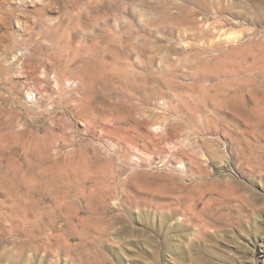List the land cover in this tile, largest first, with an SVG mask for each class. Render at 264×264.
Segmentation results:
<instances>
[{"label": "rangeland", "instance_id": "1", "mask_svg": "<svg viewBox=\"0 0 264 264\" xmlns=\"http://www.w3.org/2000/svg\"><path fill=\"white\" fill-rule=\"evenodd\" d=\"M0 1V264H264V0H62L55 25ZM37 33L155 78L106 72L80 102L102 118L87 130L52 75L56 103L11 61L39 57ZM26 159L47 167L33 188L11 166Z\"/></svg>", "mask_w": 264, "mask_h": 264}, {"label": "bare ground", "instance_id": "2", "mask_svg": "<svg viewBox=\"0 0 264 264\" xmlns=\"http://www.w3.org/2000/svg\"><path fill=\"white\" fill-rule=\"evenodd\" d=\"M12 1V0H11ZM21 7H23V11L25 12V14H23L25 17L28 16L30 17L32 14L35 13L34 18H40L43 14L45 13L46 9H49V7H51L53 4L57 5V8H61L63 7V3H61L60 1L62 0H15ZM66 1V0H65ZM6 2V0H5ZM8 2V0H7ZM57 2H60L62 5H58ZM4 1H0V20H5L6 17L4 14L5 12V8L3 5ZM97 3V2H96ZM27 6H33L36 7L35 11L30 12L31 14H29L28 10L25 9V7ZM60 6V7H59ZM64 6H67V4H65ZM98 6V5H97ZM73 8V7H72ZM59 9L55 10V18H49V17H44V19L47 21L48 24L46 25H55V22H64V20L67 18L64 17L65 13L64 11V7H63V11L62 14H60L61 12H59ZM68 9V8H67ZM189 9V8H188ZM70 11V9H68ZM190 10V9H189ZM53 11V10H52ZM81 11V10H80ZM79 11V12H80ZM90 11V10H89ZM67 12V10H66ZM190 12V11H188ZM47 13V11H46ZM45 13V14H46ZM78 13V12H77ZM171 13V12H170ZM169 13V14H170ZM193 13V12H192ZM44 14V15H45ZM71 14V13H70ZM186 14V13H185ZM190 14V13H189ZM87 15V14H86ZM46 16V15H45ZM68 16V14L66 15ZM70 16V15H69ZM72 16V15H71ZM170 16V15H169ZM174 16V15H173ZM187 16V15H186ZM190 16V15H189ZM33 18V17H32ZM174 18V17H173ZM42 19V17H41ZM43 19V21H44ZM194 19V18H193ZM34 20V19H33ZM69 20V17H68ZM67 20V21H68ZM23 21V20H22ZM20 19L16 20V25L18 27V29H20V31L22 32L25 28H27L25 26V28L23 29V23ZM28 21V20H27ZM39 20H34V22L37 24ZM70 21V20H69ZM5 22V21H4ZM30 22V21H28ZM67 23V22H66ZM52 25V26H53ZM74 25V24H73ZM195 25V24H194ZM28 26V25H27ZM31 26H34L31 23ZM59 27V26H58ZM64 27V26H63ZM62 27V28H63ZM71 27V26H70ZM69 27V28H70ZM76 27V26H75ZM191 27V26H190ZM189 27V28H190ZM6 28V27H5ZM29 28V26H28ZM56 28V27H55ZM58 29V28H56ZM19 31V33H20ZM29 31L31 33L35 32L34 31V27L29 28ZM69 33V32H68ZM101 33V32H100ZM38 37H35L33 35L30 36L29 38V44L32 45H37V49L36 52L38 53L39 57L37 56L36 59H34V61H24L25 59L22 57H25L26 54L21 53L19 54L18 52H14L12 54V56L10 57L11 61L13 63L18 64L19 68L23 69V73H25L26 76L30 77L31 80H33L35 83H37L38 85V90L40 91L41 97L47 96L50 99H52V96L48 93V87L51 85V75L53 76V82L56 86V88L58 89V93H59V103H61L63 105V107L65 108H69L70 111L72 113H74L75 115H77L80 119H83L82 121H84L87 125V130L90 128H95L97 129V127H100L101 125L97 123H102V118L100 116H98L97 114H95L93 111H80L79 110V106L82 104H80L83 95L88 94V93H92L91 91H93L94 87L96 86H100L102 87L104 84V80L103 77L105 75L106 72H109L110 69H116L119 70L120 72H122V77L121 79H123L126 83L129 82H134V83H143V84H147L150 81H152V76H151V72L148 73H142V72H138L135 71L137 68L134 66L135 64L131 63L132 60L125 59L123 60V62L119 59L116 60L115 56L114 59L115 61L112 63H109L106 59H104V57L101 56L100 52H95L92 51L91 56L90 57H80L79 55V51L78 49H76V47L70 46V48L67 49L66 45V52H58L55 49H52L50 47L47 46H43L42 44L45 42L46 38L42 35H40L39 33H37ZM40 35V36H39ZM80 36V34H79ZM55 37V36H54ZM83 37V36H82ZM100 37V36H99ZM104 37V36H103ZM70 39V38H69ZM87 39V38H86ZM102 39V37H101ZM148 39V38H147ZM82 40V39H81ZM85 41V40H84ZM133 41V39H132ZM62 42V41H61ZM149 42V41H148ZM95 43V42H94ZM144 43H147L144 41ZM144 43L143 46H144ZM99 44V43H98ZM131 44V42L129 43ZM136 44V43H135ZM138 44V43H137ZM31 45V46H32ZM81 45V44H80ZM141 45V44H140ZM146 45V44H145ZM150 45V44H149ZM148 45V46H149ZM89 46V45H88ZM138 46V45H137ZM35 47V48H36ZM63 47V46H62ZM108 47V46H107ZM126 47V46H125ZM60 48V47H59ZM81 48V47H79ZM32 49V48H31ZM128 49V48H127ZM131 49V48H130ZM142 49V48H141ZM144 49V48H143ZM38 50L40 52H38ZM101 50V49H100ZM105 50V49H104ZM125 50V49H124ZM139 50V49H138ZM151 50V49H150ZM22 51V50H21ZM146 51V49H145ZM155 51V50H154ZM159 51V50H158ZM82 52V50H81ZM134 52V51H133ZM136 52V50H135ZM138 52V51H137ZM151 52V51H150ZM87 53V54H89ZM115 53V51H114ZM156 53V52H155ZM85 54V53H84ZM108 54V53H107ZM106 54V55H107ZM111 54V53H110ZM123 54H125L123 52ZM132 54V53H131ZM139 54V53H138ZM141 54H144L141 52ZM140 54V55H141ZM148 54V53H147ZM86 55V54H85ZM113 55V54H112ZM152 55V54H151ZM110 56V55H109ZM108 56V57H109ZM135 56V55H134ZM139 56V55H138ZM145 56V55H144ZM128 57V55H127ZM130 57V56H129ZM155 57V56H154ZM150 58V57H149ZM9 59V60H10ZM24 59V60H23ZM153 59V58H152ZM155 59V58H154ZM138 60V59H137ZM148 61V60H147ZM150 61V60H149ZM139 62V61H137ZM152 62V61H151ZM156 62V61H155ZM153 62V63H155ZM148 63V62H147ZM137 64V63H136ZM145 64V63H144ZM247 64V63H246ZM149 65V64H148ZM151 65V64H150ZM154 65V64H152ZM248 65V64H247ZM113 66V67H111ZM127 66H129L130 69L127 68ZM254 66V65H253ZM136 69H135V68ZM150 67V66H149ZM240 67V66H239ZM120 68H122V70H120ZM145 68V67H143ZM135 69V70H134ZM142 69V67H141ZM152 69V68H151ZM154 69V67H153ZM150 70V69H149ZM156 71V70H155ZM21 72V73H22ZM19 73V72H18ZM120 74V75H121ZM118 76V75H117ZM111 77V76H109ZM155 78V77H154ZM153 78V79H154ZM246 78V77H244ZM52 79V78H51ZM248 79V78H247ZM169 81V80H168ZM155 82V81H154ZM77 83V84H76ZM153 83V82H152ZM151 84V83H150ZM36 85V86H37ZM129 85V84H127ZM106 86V85H104ZM145 86V85H144ZM156 86V85H155ZM146 87V86H145ZM143 88V87H142ZM141 88V89H142ZM153 88V87H152ZM160 88V87H159ZM68 89V90H67ZM70 89V91H69ZM131 89V88H130ZM145 89V88H144ZM158 89V88H157ZM151 90V89H149ZM33 85H28L26 87V94H27V98L29 99V101L32 100H36V94H34L35 92H33ZM66 91L67 93L69 92L68 95H66ZM155 91V90H154ZM149 92V91H148ZM152 92V91H151ZM159 92V91H158ZM132 93V92H131ZM138 93V92H137ZM141 94V93H140ZM147 94V93H146ZM160 94V93H159ZM133 95V94H132ZM150 98V97H149ZM85 99V96H84ZM47 101V100H46ZM53 101L52 103H56V100H51ZM84 101V100H83ZM147 101V100H146ZM150 102V101H149ZM148 102V103H149ZM54 105V104H53ZM145 105V104H144ZM83 106V105H81ZM147 109V108H146ZM110 120V119H109ZM19 121V120H18ZM89 125H88V124ZM21 125V124H19ZM22 126V125H21ZM102 130V129H101ZM104 130V129H103ZM26 167H23L20 163L18 162H11V166L13 168L14 174H18L21 173V175L23 177H27L26 179H24L22 181V183L27 187V188H33L35 187L37 184L40 183V179L37 178L39 174L42 173H46L47 172V167L42 165V164H37V165H31V160L26 159ZM18 197L22 198V196L18 193ZM34 208H26L22 211V213L17 216V212L16 213H12V216H10L13 220L17 219V220H22V221H28L33 223L34 221L38 220L40 218L41 215V211L39 212H35L33 213L32 210ZM193 214H196V212L194 210H192ZM187 217V215L185 216ZM55 221H53L52 224H54Z\"/></svg>", "mask_w": 264, "mask_h": 264}]
</instances>
